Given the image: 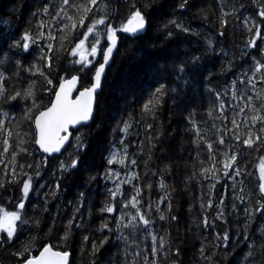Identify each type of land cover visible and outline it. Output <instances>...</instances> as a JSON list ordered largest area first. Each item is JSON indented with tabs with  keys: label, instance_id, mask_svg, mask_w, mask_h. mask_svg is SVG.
<instances>
[{
	"label": "trees",
	"instance_id": "obj_1",
	"mask_svg": "<svg viewBox=\"0 0 264 264\" xmlns=\"http://www.w3.org/2000/svg\"><path fill=\"white\" fill-rule=\"evenodd\" d=\"M181 2L182 0H97L93 12L97 17L107 15L114 26L126 19L131 5L135 3L137 8L144 10L148 18L147 36L130 44L129 40L124 38L125 34L118 33V51L115 52L104 76L93 120L88 125L78 127L79 131H71L70 141L59 156H43L34 144L25 145L31 155L18 154V164L32 165L31 168L26 166L23 169L24 173L32 175V191L25 200L23 210L17 209L16 205L21 197L22 181L27 179V176L18 174L16 182L8 183L12 178L11 165L9 164L5 175L4 165L0 164V180L4 181V187L0 188V206L9 211H21L26 218H32L34 215L41 218L39 228L25 225L22 233L18 231L20 239L14 246L0 248V264H17V257L12 253L19 251L22 242L27 241L30 236L36 237L33 254H37L36 250L46 243H58L64 223L73 215L76 216L73 234L64 248L70 253L69 264H125L126 260L130 262L132 257L125 255V245L117 239L115 218L121 215V211H135L131 208L122 209L120 201L130 199L137 187L141 190L138 199L141 201L142 211H147L153 221L151 228L158 238L162 236L165 239V249L158 257L159 264H244L247 244L243 240V232L246 223L250 238H255L257 247L259 246L261 229H264V215L256 214L255 218L248 222L243 212L244 204L235 197L244 195L248 206H255L259 196V166L260 158L264 157V143L257 142L252 148L243 145L247 132L245 117H250L251 113L245 108L243 114L237 115L238 109L234 110L231 105L238 104L239 101L231 99L230 89L232 82L237 80L241 73L251 74L254 59H264V35L256 38V47H247L248 41L254 37L255 29L249 32L244 23L247 18L251 27L252 21H255L264 33V23L258 15L264 0H188L183 9L180 8ZM45 4L56 6L59 5V0H0V60L4 61L0 63V71L6 76L12 77L16 59H21L25 65L37 62L40 49L36 45H30V54L19 53V50L10 49L8 45L20 39L25 30L33 35L38 31L48 33L49 27L38 29L37 25L41 19L47 21L49 17L32 15ZM146 4L147 8L144 7ZM101 5L103 11H99ZM223 13H226L223 19L227 20V24L221 28ZM92 16L93 13H89L84 27L77 26L72 33V43L65 41L63 48L59 39L61 33L55 31L61 26L59 24L51 26L56 35L55 40L39 41L40 46L49 42L54 46L51 52L45 48V52L51 57L52 71L48 74L53 80V85L47 86L39 76L31 78L39 82L38 87L51 89L40 93L38 98L42 99L41 107L49 105L60 77L79 75L82 78L79 88L82 84L90 82L93 73L89 69L78 73L76 69L80 66H74L70 62L77 58L70 57L68 53L75 42L82 38V33L91 22ZM173 19L190 31L186 33L177 30L169 23ZM99 28L103 31L104 26ZM169 32L173 35L169 36ZM221 32L223 36L220 35ZM100 39L103 46L106 36H101ZM208 41L212 42V49L208 48ZM192 55L200 56L201 60L197 74L190 77V85L180 84L179 95L169 93L155 117L143 114L142 106L147 102L156 83L155 67L166 61L171 63L173 60L188 59ZM101 58L97 56L94 64L101 61ZM39 63L43 66L44 62ZM44 71L48 72V69L45 68ZM21 76L27 77V73H21ZM163 79L171 86L177 87L178 82L173 76ZM27 83V79L18 81L12 77L8 87H26ZM240 87L242 86H238V90ZM262 90L264 83L257 80L256 89L249 90L245 95H252L253 103L258 106L264 101L257 99L255 92ZM216 92L221 93L225 101L223 114L215 98ZM24 103L20 100V107L10 115L19 120ZM2 107L4 110L9 109L7 104ZM190 113L203 137L199 142V149L195 142V131L189 124ZM233 118L240 126V141L232 138V132H227V129L232 128ZM124 122L130 124L127 134L121 131ZM15 123L13 120L6 121V127H12ZM148 125H151V128ZM259 127L257 124L253 131H258ZM80 134H83L87 147L80 153L79 170L65 173L61 177L58 171L59 160L67 159L68 153L74 151L70 145H74V137ZM221 135L225 141L223 145L218 142ZM121 140L124 145H121ZM205 141L212 143L215 161L209 158ZM11 143L15 144V136ZM124 146H127V159L124 164L109 165L107 160L110 154L115 151L123 156ZM12 150L10 148L9 153L5 154V163L10 160ZM233 151L237 152L233 169L238 165L241 175H235L234 171L229 169V174L225 176L222 153L231 155ZM132 159L137 161L135 166L130 164ZM213 163L216 168L215 175L210 171L207 178L202 176L201 169H210ZM38 164L40 166L37 176L35 172ZM108 171L119 173L120 181L132 173L138 177L130 183L120 185L122 195H118L116 201H112L109 195V189L115 188V177L107 178ZM17 173H20L19 168ZM58 181L60 188L56 190ZM161 181L165 185L163 189L160 187ZM241 187L244 189L243 193L240 191ZM81 192L84 193L83 206H80ZM209 200L212 202L211 208L207 207ZM45 201L47 212L42 211ZM234 202L237 205L235 211ZM107 203H114V213L100 211ZM202 203L205 205L203 209ZM149 204L151 210L148 208ZM157 206L166 216L164 221L159 219ZM77 208L79 211H76ZM221 208L223 219H217ZM171 216L177 219L172 220ZM205 216L208 227L203 224ZM53 219L56 226L51 234H47ZM105 220L113 229L111 233L107 230L104 233L97 231ZM77 223L82 227L75 228ZM125 232L127 233V230ZM224 232H228L230 236L228 248L223 247L221 240L215 239ZM104 235H108L109 241L93 255L92 243L99 244ZM84 236H88L87 242L83 240ZM136 242L146 251L150 261V236L145 239L143 234H138ZM128 244L129 252L137 251L131 239ZM202 245L205 248L204 256L210 257V260L201 256L199 250ZM177 249L179 256L173 255ZM213 253L216 255L212 256ZM260 259L257 255L256 260ZM137 264H144L143 255L137 258Z\"/></svg>",
	"mask_w": 264,
	"mask_h": 264
},
{
	"label": "snow or ice",
	"instance_id": "obj_2",
	"mask_svg": "<svg viewBox=\"0 0 264 264\" xmlns=\"http://www.w3.org/2000/svg\"><path fill=\"white\" fill-rule=\"evenodd\" d=\"M188 0H182L180 8L183 9L187 4ZM97 5V0H59V5L50 6L48 4L43 5L32 15L35 16H45L49 17L47 21L41 19L37 25L38 29H43L49 27L48 33L43 31H38L36 34H30L28 30H25L23 35L18 40L12 41L8 45L10 49H17L19 53L30 54V45H36L40 49V55L37 58L36 63L25 65L21 59H16L15 61V71L12 77L17 78V80L27 79L28 83L26 87H17L13 85L11 88L8 87V83L12 77L6 76L4 72L0 71V164L4 165L5 175L8 172V166L11 165L12 178L8 180V183L16 182V177L18 174L27 176V179L22 181V187L20 189L21 197L16 205V208L23 210L25 208V200L29 197L32 191V175L24 173L23 169L27 166L31 168L32 165L28 164H18L17 156L20 153L31 155L28 148L25 145L35 144L38 146L37 151L51 156L54 153H61V149L64 148L65 144L69 142L70 136L72 135L70 129L76 128L78 125H85L92 119L93 111L95 107H98V89L101 88V79L105 72L106 66L109 65L110 60L113 58L114 52L118 51V33L125 34L124 38L128 39L130 44L136 41L142 40L143 37L147 36L148 33V18L143 9L137 8L136 4L131 5L129 15L125 20L121 21L119 25H113L112 22L108 20L107 15H102L97 17L93 12V6ZM67 6V7H65ZM50 7L52 10L50 11ZM145 8L148 7L146 4ZM103 6L101 5L99 11H103ZM89 13H93L91 22L87 25L86 30L82 33V38H79L75 42L74 47H71L69 51L70 57H76L70 62L75 66L80 67L76 71L83 72L85 69H89L93 74L91 80L88 84H82L78 89L77 85L81 81L79 75H70L68 78L60 77L58 88L54 92V100L50 101V106L41 107L42 99H39L41 92H47L51 89L44 86L38 87V81L31 79L32 77H42L47 86L53 85V80L50 78L49 74L52 71L51 57L48 52L53 50L52 43H46L44 46H40L39 41L44 39L47 41H53L56 39L55 32L52 30L51 26L54 24L61 25L55 31L61 33L60 46L65 47L64 42L68 41L72 43V33L77 29V26L84 27L85 20L89 17ZM221 18V28L227 24V20ZM258 15L262 18L261 22L264 23V5L261 6ZM170 24L174 25L179 31L189 32L190 29L184 27L183 25L177 23L174 19L169 21ZM245 26L248 28L249 32L255 29V34L252 39L247 43V47H256V38L261 37L264 33L261 32V28L252 21V26L249 27V20L245 18ZM99 26H104L103 31L100 30ZM167 27V25H165ZM169 36L173 33L169 32ZM223 36V32L220 33ZM101 36H106V42L101 45ZM91 37V39H90ZM45 48L48 52H45ZM208 48L212 49V42L208 41ZM18 53V54H19ZM135 55V53H133ZM97 56L102 57V61H96ZM91 57L92 59H89ZM7 59V57H5ZM26 59V57H25ZM200 56L192 55L188 59H180L179 61L173 60L171 63L167 61L163 64H159L155 67L154 71L156 74V83L152 88V91L148 97L146 103L142 106V113L145 115H150L152 117L156 116V113L164 102L166 96L169 93H174L179 95L178 87L180 84L188 86L191 83L190 77H194L200 67ZM43 61V66L39 63ZM0 60V63H3ZM230 63V62H229ZM48 69L45 72L44 69ZM251 74L248 72L241 73V76L232 82L231 86V99L233 101H239L238 104L231 105L235 110L238 109L237 115L243 114L245 108L251 113L250 117H245V125L247 127V132L245 133L246 138L243 139V145L252 148L257 142L264 143V103L260 105H255L253 103L252 95H245L249 90L256 89V81L264 83V59H254L253 65L250 69ZM21 73H27V77H22ZM67 75V74H66ZM173 76L178 82L177 87L171 86L164 77ZM238 86H242L238 90ZM211 91V90H209ZM76 92V95L73 93ZM227 94V92L225 93ZM257 99L264 101V90L255 92ZM216 101L219 102V109L221 114H223L225 108V101L222 99V95L219 92L215 93ZM23 100L24 106L22 109V114L19 120L15 116L10 115L11 112H15L19 107V101ZM15 102V103H13ZM30 102V103H29ZM9 105L8 110H4L2 105ZM211 111L209 116H211ZM16 121L12 127H6V121ZM189 124L195 131L197 149H199V142L203 140L200 135V129L196 127L195 122L191 119V113L189 118ZM232 128L227 129V132L233 133V139L240 141L241 136L239 134V124L235 118L231 121ZM257 124L260 125L258 131H253ZM34 126V130H33ZM151 128V125H148ZM130 128L128 122L123 123L122 132L127 134ZM79 131V129H77ZM220 131V130H218ZM225 132V134H227ZM15 136V144L11 143L13 137ZM151 139V138H149ZM74 145H70L74 148V151L68 153L67 159H61L58 163V171L63 177L65 173H73L79 170V165L81 163L80 153L83 152L87 145L84 142L83 134L76 135L74 137ZM219 144L223 145L225 143L223 135L219 137ZM121 145H124V141H120ZM206 147L209 153V158L215 161V156L213 155V145L211 142H207ZM12 148L11 158L5 163V154L9 153V149ZM124 153L123 156L120 153L113 151L107 163L109 165L119 163L124 164L127 159V146L122 148ZM223 169L224 175L229 174L228 170L232 169L235 175H241V169L237 165L233 169V165L237 161V152L233 151L231 155L227 152H223ZM151 157H149L150 159ZM47 161H45L46 163ZM137 161L132 159L130 164L135 166ZM39 164L37 165V170L35 175H39ZM17 168H19L20 173H17ZM212 172L215 175V163L212 167L202 168L201 175L207 178V174ZM106 176L109 179L115 177L113 181L115 184L114 189H109V195L112 201H116V197L121 194L120 185L122 183H130L132 179L138 178L135 173L130 174L125 180H119V173H113L111 171L106 172ZM94 179V177H90ZM4 187V181L0 180V188ZM43 187V186H42ZM135 187V186H134ZM160 187L163 189L165 185L161 181ZM214 187V185H210ZM56 190H59V181L55 185ZM151 188V185H149ZM259 196L256 199L255 206L249 207L244 195H237L236 200H239L241 204H244L243 212L245 218L248 222H251L255 218L256 214L264 215V157L260 158L259 166ZM140 189L135 188V194L131 196L130 199H122L120 201L122 209H134L135 211H121V215L115 218V229L118 233L117 239L122 241L125 245L124 253L126 256H131V261H125V264H137V258L143 255L144 264H159V254L165 249V239L164 237H159L155 233L154 229L151 228L153 224L147 211H142L141 201L138 199L140 196ZM241 193L244 189L241 187ZM80 206H83L84 193L79 194ZM221 205L223 201L220 202ZM205 205L202 203L201 208L203 209ZM207 207H212L211 200L208 201ZM151 210V204L148 206ZM237 205L233 203V210L235 211ZM114 203H107L100 210L102 213L106 212L112 214L115 211ZM43 212H47V201L44 202ZM79 211V208L76 209ZM168 211H171V204L168 205ZM156 212L159 213V219L164 221L166 219L165 214L161 211L160 207L157 206ZM172 220H176L175 216L170 217ZM217 219H223V209L218 212ZM76 216L73 215L67 220L63 225L62 235L59 237V241L56 244L46 243L42 248L37 249L38 254H33L34 242L36 240L35 236H30L27 241L22 242L21 249L19 251H14L12 255L17 257V264H69L70 253L64 250L68 244L69 239L73 234V226ZM19 222V223H18ZM41 223V218L39 216H33L32 218H26L22 215L21 211L18 210H6L4 207L0 206V248L5 246H14L16 241L20 239L18 235L19 232H23L25 225L35 226L39 228ZM203 224L208 227V220L205 216ZM56 226L55 219L52 220L51 225L48 227L47 234H51ZM81 224H75V228H81ZM248 224H245V230L243 232V240L247 244V252L243 257L244 264H264V229H261V237L259 240V246L257 247V241L255 238H250L248 231ZM107 230L111 233L113 229L109 227L108 221H103L97 231L102 233ZM127 230V233L125 232ZM138 234H143L145 239L150 236L151 238V248L150 255L152 259L149 261L148 254L144 249H141V245L136 242ZM88 236H84L83 240L88 241ZM132 240V245L135 246L137 251L129 252L128 241ZM216 240H221L224 248H228L230 236L228 232H224L221 235L215 237ZM109 241L108 235L102 236L99 244L96 242L92 243V254L95 255L99 251L100 247H103L105 243ZM220 245H217L219 247ZM200 254L204 259L210 260V257L204 256L205 248L202 245L200 247ZM173 255L179 256V249H177ZM213 253L212 256H215ZM261 257L260 261L256 260V256ZM225 259L227 258V253H225Z\"/></svg>",
	"mask_w": 264,
	"mask_h": 264
},
{
	"label": "water",
	"instance_id": "obj_3",
	"mask_svg": "<svg viewBox=\"0 0 264 264\" xmlns=\"http://www.w3.org/2000/svg\"><path fill=\"white\" fill-rule=\"evenodd\" d=\"M118 43H119V39H118ZM114 54H115V52H114ZM114 54H113V57H114ZM112 60H113V58L110 60L109 65L106 66V68H105V72H104V74H103V76H102V79H101V87H102L103 79H104V76H105V74H106L107 68L111 65ZM101 61H102V58H101ZM78 87H79V83H78V85H77V88H78ZM57 88H58V86H57ZM57 88H56V89H57ZM100 91H101V88L98 89V94L100 93ZM76 94H77L76 92L73 93V95H76ZM54 98H55V96H54V94H53L51 101L54 100ZM48 106H50V103H49ZM93 117H94V111H93ZM93 117H92V119H90V120L87 122V124H85V125H88L89 123H91V121L93 120ZM80 126H83V125H78V126H76V128H72V129H70V131L77 129V128L80 127ZM33 129H34V126H33ZM70 138H71V136H70ZM69 141H70V139H69ZM68 143H69V142H67V143L65 144L64 148L66 147V145H67ZM34 145H35V144H34ZM35 148L37 149L38 146L35 145ZM64 148L61 149V153H62V151L64 150ZM38 152H39L41 155H43V156H48V157L59 156V155L61 154V153H54V154H52L51 156H49L48 154L43 153V152H41V151H38ZM37 254H38V253H37ZM69 261H70V256H69Z\"/></svg>",
	"mask_w": 264,
	"mask_h": 264
}]
</instances>
